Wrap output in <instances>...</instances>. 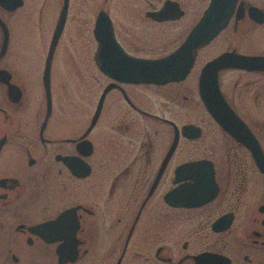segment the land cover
Wrapping results in <instances>:
<instances>
[{
	"label": "flooded vegetation",
	"instance_id": "1",
	"mask_svg": "<svg viewBox=\"0 0 264 264\" xmlns=\"http://www.w3.org/2000/svg\"><path fill=\"white\" fill-rule=\"evenodd\" d=\"M213 1L0 0V264H264V171L198 86L223 53L263 57L217 78L264 157V0ZM173 54L174 78L142 81Z\"/></svg>",
	"mask_w": 264,
	"mask_h": 264
},
{
	"label": "water",
	"instance_id": "2",
	"mask_svg": "<svg viewBox=\"0 0 264 264\" xmlns=\"http://www.w3.org/2000/svg\"><path fill=\"white\" fill-rule=\"evenodd\" d=\"M216 0L213 1V3ZM227 17L219 16L215 12H206L204 16L195 25L194 30L189 35V41L191 46L197 48L198 46L208 43L224 26L227 21ZM95 32L100 31V36L103 43H113V33L109 20L105 15H101L99 18V25ZM263 57H245L233 53H223L213 60L209 61L202 69V73L199 78V93L200 97L210 112L211 116L231 135L236 139L242 140L246 143L250 149H252L255 155L258 156L257 163L262 171H264V157L260 151V147L257 142L250 137L249 132L243 126L242 121L236 116L233 110L230 108L226 100L221 94L218 86L217 72L228 66H248L256 67L259 60ZM174 54L165 57L161 60L155 61H143L142 60V81H160L168 80L175 77ZM101 70L106 74H111L112 67L100 66ZM119 69L116 75H120V79H125L127 73L125 67L116 68ZM47 91H49L48 83V67L46 74L44 75ZM102 99V98H101ZM192 127V126H191ZM184 127V133L187 128ZM201 162H190L179 166L178 171L183 172L182 177L179 179L188 178L186 175L191 170H197L199 166H202ZM212 178V176H211ZM187 185H180L179 192H184ZM186 205H190V202H181Z\"/></svg>",
	"mask_w": 264,
	"mask_h": 264
},
{
	"label": "rangeland",
	"instance_id": "3",
	"mask_svg": "<svg viewBox=\"0 0 264 264\" xmlns=\"http://www.w3.org/2000/svg\"><path fill=\"white\" fill-rule=\"evenodd\" d=\"M217 41H219V40H217ZM217 41H216V42H217ZM216 42H215V43H216ZM213 44H214V43H213ZM88 89H89V88H88ZM88 89H87V90H88ZM84 94H85V92L83 93V96H82L80 99H81V101H82V107H83V109H84V111H85L86 109H90L91 106H92V96H91V94L84 96ZM78 99H79V98H78ZM69 101H70V104H68V106L75 107L76 100H75V95H74V93H72L71 100H69Z\"/></svg>",
	"mask_w": 264,
	"mask_h": 264
}]
</instances>
